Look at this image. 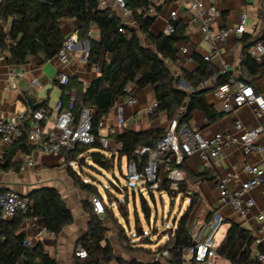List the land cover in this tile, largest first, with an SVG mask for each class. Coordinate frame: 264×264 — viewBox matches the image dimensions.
I'll use <instances>...</instances> for the list:
<instances>
[{"label":"trees","instance_id":"1","mask_svg":"<svg viewBox=\"0 0 264 264\" xmlns=\"http://www.w3.org/2000/svg\"><path fill=\"white\" fill-rule=\"evenodd\" d=\"M123 2L125 9L130 12L126 23L115 11L99 8V0H1L0 52L4 54L7 62L18 66L27 64L28 58L46 62L56 55L64 41L60 23L64 20H76L80 25L77 31L78 41L88 43L89 65H99L103 54L109 56V61L102 63L97 78L87 87H83L74 79L69 82L68 88L62 87L66 97L69 88L74 87L78 91L75 115L83 107L94 110L95 134L98 122L111 112L119 99L130 96L134 88L142 89L148 86L152 87L153 99L157 103L150 118L164 114L166 119L171 121L178 117V129L189 126L194 111L203 113L210 122L215 121L219 115L207 102L205 97L207 90L203 88V84L211 78H215L212 81L213 89L231 78L246 84L248 82L242 76H232L229 73L217 75L216 70L196 53L192 55L197 64L196 70L189 72L179 68L177 44L189 42L185 25L182 22H174V33L155 35L151 32L153 16L144 17V14L149 5L154 6V14L159 13L163 4H153L151 0ZM258 18L262 22L261 35L252 37L245 34L242 37L244 53L242 67L249 76L256 78L264 74V62L260 64L255 62L249 56L248 50L264 39V10L258 12ZM92 27L99 32L97 40L90 36ZM141 36L149 42V47L142 45ZM181 81L186 84V90L180 89ZM21 100L25 102L23 98ZM163 134L159 130L141 133L121 130L114 135V139L120 145L121 156L126 157L129 162L135 160L134 151L137 148L154 147L155 141ZM96 147L98 146H76L72 150L63 151L64 163L82 161L79 157ZM18 150L27 156L32 152L25 134L6 149L0 170H9L12 167L14 171H19L20 166L11 164V159ZM88 156L94 164L103 169L107 168L108 159L101 153L93 152ZM67 173L79 190L87 191L102 200L97 187L84 183L80 174L68 165ZM164 188L168 189L167 186ZM187 191L183 179L175 193L179 195ZM27 198L31 202L27 213H17L7 220L0 212V264H57L42 243L29 245L21 227L24 220L38 218L42 220L44 230L56 236L72 223V213L58 191L53 188L34 190ZM194 204L195 199L192 197L168 241L156 250L158 253L167 252V257L164 258L166 264H183V250L193 245L189 221ZM83 206L89 215L88 232L77 242L76 247L83 248L88 258L76 264L106 262L112 258V248L105 239L107 229L91 207L87 204ZM143 209L146 210V206ZM104 210L107 216L110 210L105 204ZM213 214L210 212L207 220H210ZM117 235L120 240L121 234ZM215 252L217 257L228 261L229 264H261L258 256L264 257V249L254 244L251 231L233 221L228 222L224 240L215 247Z\"/></svg>","mask_w":264,"mask_h":264},{"label":"crops","instance_id":"2","mask_svg":"<svg viewBox=\"0 0 264 264\" xmlns=\"http://www.w3.org/2000/svg\"><path fill=\"white\" fill-rule=\"evenodd\" d=\"M217 8L219 10V18L215 24V29L227 30V35L222 41H203L198 25L188 23V4L185 0H171L163 5L161 11L153 15L151 32L159 35L160 31L169 23V13L175 11L178 15L175 22H182L185 25L186 33L189 37L188 43L179 42L177 48L185 44L191 55L196 53L203 59L206 56L210 57V60L207 62L216 70L217 74L223 65H227L230 75L242 76L257 92H264V74L258 78L251 77L242 67L244 54L242 37L245 34L252 37L261 35L262 22L258 18V12L264 10V0H217ZM113 11L117 15L122 14L120 13L122 11L116 6ZM242 13H246L247 15L246 32L242 36H239L235 34L234 29L238 25ZM125 20L124 22L126 23ZM79 26L76 20L62 21L60 23V30L63 39L65 40L69 35L77 32ZM90 36L95 40L99 38V32L95 27L91 28ZM140 40L144 47L150 46L149 42L143 36L140 37ZM87 51L88 43L86 41H78L71 54L70 61L66 65H61L53 57L46 62H40L32 58L23 66L7 62L4 54L0 52V119H6L20 111H32L26 100V98H29L31 106L38 105L36 109L43 107L51 111L50 121L43 124L44 130L50 129L55 116L53 109L59 105L64 107L67 100L64 89L56 82V76L59 73H65L70 76V81L74 79L83 87H87L99 75L95 71L94 65H89ZM105 61H109V56L103 54L99 66L101 67ZM262 62H264V57ZM177 65L179 68L189 72L197 69V64L193 60V57L189 63L183 66ZM19 73L22 74L21 77L15 76ZM34 81H37L38 84L35 85ZM13 82L17 84L16 89L10 88ZM183 83V81L180 82V89L186 90L187 86ZM206 87V100L213 106L219 117L215 121L210 122L205 118L203 113L194 111L188 127L198 132L203 138H210L217 132L231 131L234 116L224 113L221 110L220 101L214 95L212 83L210 82ZM130 98L135 99V104H127ZM153 101L152 87L150 86L142 89L134 88L130 96L119 99L111 112L105 117L104 126L100 130L101 135L108 136L109 147L106 150L100 149L99 147L91 148L79 158L87 159L90 153L99 152L108 160H111L114 155H117V159L124 158L127 164L126 157L120 154L119 144L116 143L114 137L108 135L109 128L115 122L116 107L123 106L124 125L122 130L134 133H141L147 130H159L164 133L169 124L164 114L150 118L145 113L147 105ZM236 117L241 119L243 125L247 128L255 126L253 114L247 107L238 109L236 111ZM33 124V120L29 117L23 121H19L18 128L22 132L19 138ZM2 148L3 144L0 139V149ZM28 157L18 150L12 157L11 164L20 166ZM255 160L254 157L244 158L238 149L232 147L225 149L219 158L209 163L202 162L197 155H194L187 159L183 167L179 168L183 174V179H185L188 190L185 193L184 200L190 204L192 197L195 199V204L191 212L193 217H190V232L194 242L203 239L207 231L206 223L210 212L220 213L222 215L223 223H226V231L228 229V222L231 221L237 222L244 229L251 231L253 236L261 231L263 223L257 221L256 216L259 213H264V201L261 199L258 191L251 193L255 200V207L244 220H239L230 210L219 208L217 204V182L219 178L227 171L241 172L246 164L254 162ZM77 161H70L66 164L64 163L62 154L59 156L37 155L35 156V163L32 167L23 168L20 166L17 172L12 167L9 170H0V191H14L26 197L34 190L53 188L58 191L63 202L71 211L73 216L72 223L64 227L56 236L47 233L44 230L42 220L38 218L24 220L21 227L22 233L29 245L42 243L47 253L55 259L57 264H76L82 262L75 258L74 252L77 249V242L88 232L89 215L83 205L87 204L92 209L91 199L93 195L87 191L79 190L67 173L68 165L79 174L76 169V167H80ZM240 177L242 180L247 179V175L243 173H241ZM82 180L84 183H90L84 179ZM101 219L107 229L105 239L112 248V258L100 264H154L155 262L166 264L164 262L165 257L158 258V256H147L141 253L123 252L120 249L119 238L114 231L110 230V226L108 225L109 219L105 214L101 216ZM102 245L104 246L105 243ZM261 247L264 249V246ZM183 264L189 263H186L184 260ZM213 264L229 263L222 258L216 257Z\"/></svg>","mask_w":264,"mask_h":264},{"label":"built area","instance_id":"3","mask_svg":"<svg viewBox=\"0 0 264 264\" xmlns=\"http://www.w3.org/2000/svg\"><path fill=\"white\" fill-rule=\"evenodd\" d=\"M188 4L189 24H196L202 35L203 41H222L227 35V30L215 29V24L219 18L217 0H185ZM153 4L165 5L167 0H151ZM117 7L122 11L124 19L130 16V12L125 9L123 0H99V8ZM154 15V6L149 5L144 17ZM178 15L175 11L169 13V23L160 31L162 35L174 33L173 23ZM246 13H242L238 25L234 29L236 35L242 36L246 32ZM77 32L69 35L62 43L61 47L54 56L61 65H66L70 61L72 52L77 44ZM249 56L257 63L262 62L264 57V39L257 42L248 52ZM192 55L185 44L178 46L177 64L180 66L189 63ZM31 58H28V62ZM209 61L210 57H204ZM95 71L100 72V66L94 65ZM228 74L227 65L218 71L217 75ZM15 76L21 77L22 74ZM215 78H211L203 84V88ZM59 86L68 88L70 76L59 73L56 76ZM37 85V81H34ZM11 89H16L17 84L11 83ZM214 95L219 99L221 110L224 113L234 116L233 128L231 131L217 132L210 138H203L198 132L193 131L187 126L178 129V117L169 121L164 134L155 141L154 147L144 146L134 151L135 160L126 164V179L134 183L144 184L145 188L151 193H171L174 194L180 182L183 181V174L179 170L187 159L197 155L204 163H209L220 157L227 148H236L244 158L254 157L256 160L246 164L241 172L227 171L217 182V204L219 208L230 210L236 218L244 220L255 207V200L251 193L258 191L264 201V92H257L251 85L240 80L231 78L227 82L214 89ZM78 91L76 88H69L67 100L64 107H55L53 112L52 127L44 130L43 124L50 121L51 111L46 108H38L33 111H20L6 119H0V139L3 148L0 149V165L4 163L5 151L7 147L22 132L18 128L19 121L27 117L33 120L34 124L25 135L32 148V152L27 160L20 166L32 167L35 163V156H59L63 151L74 149L76 146L91 147L97 145L100 149L106 150L109 147L108 136H103L100 130L104 126L102 118L94 132V110L83 107L75 115ZM128 105L135 104V99L130 98ZM157 107L153 101L146 107L145 113L150 116ZM243 107L251 110L255 126L247 128L241 119L236 117V111ZM182 112V111H180ZM124 125L123 106L116 107L115 122L108 130V135L114 137ZM120 150V145H119ZM241 173L247 175L246 180H242ZM167 186V190H165ZM92 210L96 216L101 218L105 214L103 201L97 197L91 199ZM31 202L14 191H0V212L4 219L14 217L17 213L25 214L29 211ZM257 221L263 223L261 231L254 236L256 246H264V213L256 216ZM191 221V220H190ZM189 221V230H190ZM223 223L220 213H214L207 221V231L201 241H193V245L182 253V259L186 263H209L212 264L216 259L215 245L213 238ZM77 260L83 261L88 258L87 252L77 247L74 252ZM164 251L158 258L166 257ZM158 258H156L158 260ZM183 260V261H184ZM261 264H264V257L258 256Z\"/></svg>","mask_w":264,"mask_h":264},{"label":"rangeland","instance_id":"4","mask_svg":"<svg viewBox=\"0 0 264 264\" xmlns=\"http://www.w3.org/2000/svg\"><path fill=\"white\" fill-rule=\"evenodd\" d=\"M118 16L124 22L123 15ZM117 158L118 156L114 155L108 160L106 169L94 164L90 158H83L78 162L80 167L76 169L81 179L97 187L103 204L110 210L109 213H112L107 214L108 225L116 235L121 234L120 249L123 252L156 257L157 248L168 241L189 206L184 200L186 195L168 192L150 194L144 184L126 179V161L124 158L120 160ZM143 205L146 206V210L143 209ZM225 234L224 222L213 238L215 246L223 241Z\"/></svg>","mask_w":264,"mask_h":264},{"label":"water","instance_id":"5","mask_svg":"<svg viewBox=\"0 0 264 264\" xmlns=\"http://www.w3.org/2000/svg\"><path fill=\"white\" fill-rule=\"evenodd\" d=\"M183 84H184V83H183ZM184 85L186 86V84H184ZM26 100H27V102H28V104H29L31 110H32V111H33V110H36V108H37L38 105H32V106H31V101H30V99H29V98H26ZM23 197H25V196H23ZM25 198H27V196H26Z\"/></svg>","mask_w":264,"mask_h":264}]
</instances>
